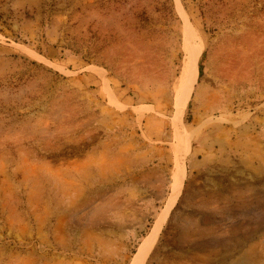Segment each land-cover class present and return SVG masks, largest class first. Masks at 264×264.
I'll return each mask as SVG.
<instances>
[{
  "label": "rangeland",
  "instance_id": "obj_1",
  "mask_svg": "<svg viewBox=\"0 0 264 264\" xmlns=\"http://www.w3.org/2000/svg\"><path fill=\"white\" fill-rule=\"evenodd\" d=\"M161 221L144 264H264V0H0V264H132Z\"/></svg>",
  "mask_w": 264,
  "mask_h": 264
},
{
  "label": "bare ground",
  "instance_id": "obj_2",
  "mask_svg": "<svg viewBox=\"0 0 264 264\" xmlns=\"http://www.w3.org/2000/svg\"><path fill=\"white\" fill-rule=\"evenodd\" d=\"M187 46H188V51H189V57L185 64L183 74L181 76V85H180L181 87L179 86L180 89L177 95L176 119H179V121H181L180 119H181L184 107L186 105V98L189 97L194 87V68L197 64V59L199 56V54H196L193 52L189 44ZM177 131H179L178 128H177ZM180 131L183 132V128ZM180 135H181V132H180ZM177 156H178L177 157L178 159L177 161L178 178H177L176 184L174 185L175 186L174 193L170 199V207L173 206L174 201L176 200V198L179 196L181 192V189L183 186V178L185 176V167L183 165L185 152H182V153L178 152ZM161 226H162V221L157 223V225L153 228V232H151V235L148 237L145 243H143V245L140 247L132 264H144L147 254L153 248V246L155 245L157 241L159 232L161 230Z\"/></svg>",
  "mask_w": 264,
  "mask_h": 264
}]
</instances>
